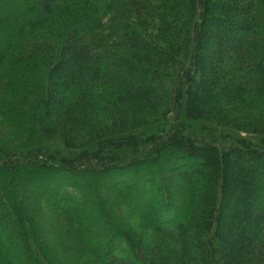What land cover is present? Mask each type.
Masks as SVG:
<instances>
[{
	"label": "trees",
	"instance_id": "16d2710c",
	"mask_svg": "<svg viewBox=\"0 0 264 264\" xmlns=\"http://www.w3.org/2000/svg\"><path fill=\"white\" fill-rule=\"evenodd\" d=\"M75 263L264 264V0H1L0 264Z\"/></svg>",
	"mask_w": 264,
	"mask_h": 264
},
{
	"label": "rangeland",
	"instance_id": "374dc122",
	"mask_svg": "<svg viewBox=\"0 0 264 264\" xmlns=\"http://www.w3.org/2000/svg\"><path fill=\"white\" fill-rule=\"evenodd\" d=\"M0 2H1V0H0ZM171 166L172 165L170 164L168 166V169H170ZM104 184H106L105 186H106V188L108 190L112 189V186L108 182H106ZM60 196H62V194L61 195H58V197H60ZM174 197L175 196H173V198ZM45 200H46L47 205H46L45 208L42 209V211L39 209L40 207L39 208L38 207H35V210L36 211L39 210V215L37 216L36 220L39 223V225L43 228L44 234H46L49 238H51V242L50 243H52V244L53 243H57V244H53V245L55 247H57L58 252H60V257L61 258H65L68 255L67 252H66L68 249H64V247L62 246V243L59 242L60 241L59 240L60 238H58V237L56 238L55 235H54V232H52L54 230V228L51 226V223L55 222V220L52 219L53 215H52V213H47V212L45 213V209H47V208L48 209H52V207H54L55 203H53V201L54 200L56 201V199H55V197H51L50 198V197H47L46 196V199ZM65 204H66V202H64V203L63 202H60L59 207L62 209V207H64ZM42 205H44V204H42ZM147 209L144 211L143 216H146V217H149V218H154L153 216H149L148 215ZM122 211H125V215H127V213H126V212H128L127 211V206H124V209L122 208ZM54 215H55V217H58V214L57 213H55ZM71 219H72V217H71ZM90 231H91V234H94V235H98L99 234V232L97 231V227H95L93 225L92 226L90 225ZM86 237H87V235H86ZM90 239L91 238H88V240H90ZM92 242L94 243V241H92ZM93 243H92V245H94ZM69 259H71V258H69ZM75 264H77V263H75Z\"/></svg>",
	"mask_w": 264,
	"mask_h": 264
}]
</instances>
